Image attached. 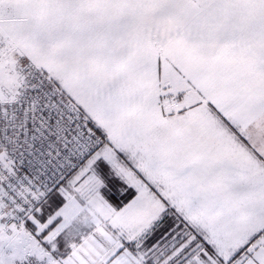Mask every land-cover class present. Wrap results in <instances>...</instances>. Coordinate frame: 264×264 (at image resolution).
I'll list each match as a JSON object with an SVG mask.
<instances>
[{
	"label": "snow or ice",
	"instance_id": "6c2138e0",
	"mask_svg": "<svg viewBox=\"0 0 264 264\" xmlns=\"http://www.w3.org/2000/svg\"><path fill=\"white\" fill-rule=\"evenodd\" d=\"M0 264H264V0H0Z\"/></svg>",
	"mask_w": 264,
	"mask_h": 264
}]
</instances>
